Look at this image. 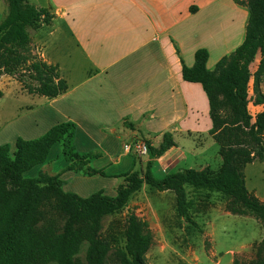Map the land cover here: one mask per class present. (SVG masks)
<instances>
[{"label":"trees","instance_id":"trees-1","mask_svg":"<svg viewBox=\"0 0 264 264\" xmlns=\"http://www.w3.org/2000/svg\"><path fill=\"white\" fill-rule=\"evenodd\" d=\"M6 1L8 13L0 22V79L19 73V82L30 95L57 98L67 93L69 84L61 77L59 67L34 54L31 45L33 32L52 25L55 15L50 8H39L28 0ZM235 3L248 10L243 43L223 57L213 71L207 68L206 49H199L194 65H184L182 71L186 82L201 84L207 95L212 123L209 135L219 146L222 159L219 170L185 169L156 177L155 162L177 146L174 134L168 132L157 146L146 142L149 155L144 172L134 170V158L131 171L118 176L123 183L117 187L115 197L97 192L82 198L66 192L59 176L25 177L48 161L55 145L71 140L76 128L73 123L57 124L39 139L18 138L15 151L0 145V264H77L83 243L88 244L86 264H109L110 260L148 264L146 254L153 236L135 214L126 219L124 250H114L118 239L111 233L112 228L107 235L103 233V220L127 208L132 196L144 186L174 193L178 216L188 221L187 189L191 188L220 193L228 200L227 212L264 224V201L247 189L245 176L248 165L264 162V112L255 118L249 112L251 101L255 106L264 105V0ZM257 59L253 72L251 65ZM65 155L71 162L67 171L81 172L90 160V156L77 155L73 148ZM84 174L105 176L96 170ZM233 264H264V238L256 260L236 259Z\"/></svg>","mask_w":264,"mask_h":264},{"label":"crops","instance_id":"crops-1","mask_svg":"<svg viewBox=\"0 0 264 264\" xmlns=\"http://www.w3.org/2000/svg\"><path fill=\"white\" fill-rule=\"evenodd\" d=\"M28 1L39 8L51 9L56 26L46 28L49 35L68 34L92 69L87 78L69 84L68 92L57 98L26 93L38 99L33 105L16 107L17 111L33 116L19 125L24 126L27 136L15 134L14 148L18 138L39 139L53 126L71 122L76 127L73 137L83 136L86 144L105 145L107 149L102 155L109 158L116 155L117 162L130 157L132 164L135 152L125 150V146L133 147L137 141L157 146L165 133H173L177 146L153 167L159 178L185 169L201 171L211 167L204 159V152L196 151L190 159L181 147L185 138L205 136L212 129L209 101L203 86L186 82L183 66L192 67L195 53L206 49L209 53L207 68L213 71L223 57L234 52L245 39L242 34L246 32L248 19L246 7L237 5L235 0ZM2 2L8 9L7 1ZM44 31L41 28L33 32L31 45L42 44L41 49L37 46L38 54L60 70L59 63L46 52ZM61 77L66 80L62 74ZM39 103L45 105L38 106ZM206 122L210 127L202 126ZM105 129L113 136L106 135ZM124 137L129 141L123 144L124 152L118 154L113 146H118ZM1 141L0 127V145H3ZM63 144L66 148V141ZM52 150L48 161L40 165L44 168L47 164L46 170L50 172L38 173L59 176L66 192L88 198L101 191L92 192L93 180L107 182L113 177L106 172V167L94 166L93 160H88L81 172L67 171L69 164L65 161L55 170L50 159ZM75 153L80 157L89 156L86 152ZM199 159L203 163H198ZM219 160L221 166V157ZM36 168L39 167L32 170ZM87 170L102 171L105 176L90 177L84 174ZM117 184L115 182L112 189H117ZM115 196V192L110 195Z\"/></svg>","mask_w":264,"mask_h":264},{"label":"rangeland","instance_id":"rangeland-1","mask_svg":"<svg viewBox=\"0 0 264 264\" xmlns=\"http://www.w3.org/2000/svg\"><path fill=\"white\" fill-rule=\"evenodd\" d=\"M238 1L246 2V0ZM242 7L245 8L243 5ZM7 13L8 9L0 0V22L6 18ZM241 25L242 22L240 21L239 27ZM55 26L56 23L53 21L50 27ZM47 27L49 26L42 27L43 30L45 29L43 35L46 42V52L59 63L60 73L66 78L68 84H76L78 81L87 78L92 68L77 47L72 44L68 34L57 33L51 36L49 30L46 29ZM244 35L245 30L242 36L244 37ZM37 46H32V49L34 54L39 55L37 48L40 46L41 49L42 44ZM39 56L42 57L41 54ZM257 65V60L251 65L253 72L256 70ZM20 77L18 73L16 76H3L0 79L1 143L8 145L11 150L15 149L12 139L15 134L20 133L24 137L27 136L24 126L19 125L33 116V114H26L22 110L17 111L16 107L33 105L38 99L26 94L23 85L19 82ZM22 79L28 81L25 77ZM261 90L264 93V84ZM250 97H253L252 86H250ZM40 104L41 106L45 105V103L37 105ZM249 112L255 118L256 115L264 112V105L255 106L251 101ZM14 123L18 124L14 126ZM202 126L210 127V123H203ZM104 133L111 135L108 129H105ZM83 138L79 135L74 136L71 140L67 139L66 148L63 143L53 148L50 159L54 163V169L61 168L64 161L71 165L65 151L70 152L72 148H76L75 151L80 152V154L86 152L85 154L90 156V160H93L94 166L106 167V172L113 176L107 182L93 180L90 183L92 192L95 193L96 190H101L108 196L112 195V192L116 193L117 189H112V186L115 182L118 183L117 187L123 183V178L118 176L131 171L132 159L130 157L122 158L117 162L118 157L116 155L111 158L105 157L102 155L107 149L105 145L86 144L82 141ZM128 141L129 138L124 137L118 146H113V149H116L118 154H122L124 152L123 144ZM181 144L190 159H192V153L196 151L204 152V159L211 165L210 168L206 169L216 173L221 167L219 166V147L208 133L201 137H187ZM96 154H101V156L94 157ZM133 158L137 162L134 170L144 172L148 157L133 156ZM197 162L201 164L203 160L199 159ZM38 167L27 172L25 177L34 179L40 175L39 171L50 172L46 170L47 164L44 168H41L40 165ZM156 176L159 178L158 173H156ZM245 176L247 189L261 201H264V162H255L248 165L245 169ZM187 192L190 203V221L178 216L174 193L158 192L144 186L132 196L127 208L118 214L107 216L103 220V233L107 235L112 228L111 233L118 239L114 250H124L125 239L123 235L126 228V219L129 214H135L147 224L153 236V244L146 254L148 264H233L236 259L242 262H251L257 259V249L264 238V224L252 217H240L227 212L228 200L220 193H210L205 190H193L191 188H188ZM87 248L88 244L83 243L80 253L76 256L77 264H86ZM109 264L118 263L110 260Z\"/></svg>","mask_w":264,"mask_h":264},{"label":"built area","instance_id":"built-area-1","mask_svg":"<svg viewBox=\"0 0 264 264\" xmlns=\"http://www.w3.org/2000/svg\"><path fill=\"white\" fill-rule=\"evenodd\" d=\"M134 150L135 155L138 157H148L149 155V148L145 141H137L133 147L127 145L125 146V150Z\"/></svg>","mask_w":264,"mask_h":264}]
</instances>
